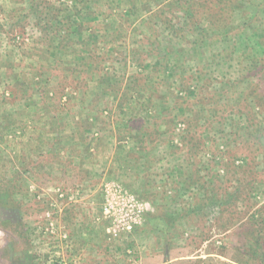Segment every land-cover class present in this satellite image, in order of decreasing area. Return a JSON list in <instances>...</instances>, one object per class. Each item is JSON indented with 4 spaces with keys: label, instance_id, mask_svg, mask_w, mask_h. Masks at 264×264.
I'll return each instance as SVG.
<instances>
[{
    "label": "rangeland",
    "instance_id": "rangeland-1",
    "mask_svg": "<svg viewBox=\"0 0 264 264\" xmlns=\"http://www.w3.org/2000/svg\"><path fill=\"white\" fill-rule=\"evenodd\" d=\"M35 1L36 13L28 0H0V264L251 263L236 249V232L252 215L264 219V188L209 223L196 208L204 196L198 187L211 192L221 182L231 192L264 162L250 165L247 149L214 125L219 115L211 127L196 124L193 137L185 129L235 76L225 61L218 66L216 36L230 31L227 53L260 54L247 38L255 32L264 44V0H193L198 27L164 0H140L130 16L105 0L88 11V0ZM66 5L82 35L56 51L50 27L63 29ZM157 8L165 12L159 18ZM213 16L228 29L208 25ZM158 41L164 50L173 45L178 68L173 57L158 61ZM237 88L231 93L241 97ZM142 121L163 124L147 141L148 159L136 163L129 154L141 149L122 125ZM189 175L198 179L194 191L184 186ZM109 181L151 207L141 227L115 238L96 220Z\"/></svg>",
    "mask_w": 264,
    "mask_h": 264
},
{
    "label": "trees",
    "instance_id": "trees-1",
    "mask_svg": "<svg viewBox=\"0 0 264 264\" xmlns=\"http://www.w3.org/2000/svg\"><path fill=\"white\" fill-rule=\"evenodd\" d=\"M105 1L110 2L115 9H117V7H115L117 5L127 7V16L132 15L134 6L137 3H140V0ZM35 2V0H28L30 11L34 13H36L37 8L40 7L39 4H34ZM163 2H167L169 6H173V8L175 9L174 12L177 15L183 16V19L189 25L193 27L200 26L201 19L196 17L198 10L196 7H194L193 0L191 4L190 0H164L161 1L160 4H162ZM92 5L93 0H88L86 10H91ZM46 6H49V4H47ZM65 7V11L68 12L69 17H63L64 20L60 21L63 27L62 30L60 28L57 29L56 27L52 26L53 20H56L55 16H53L50 21L52 26L50 27V38L52 36V41L53 39L57 41L55 47L56 51H59L60 49H69V40L73 41L75 38L78 41L82 35V33L80 32L81 30L79 29L81 25L77 20H74V15H69V11L71 10H68L69 6L66 5ZM162 11L163 10H161L160 8H157L153 14L156 18H159L160 15H164L165 13ZM47 12L48 10H46L44 17L48 16ZM219 13H221V11ZM100 17L102 18L103 23V16H98V18ZM108 17L111 16L109 15ZM95 18L96 17L94 16L91 19L95 20ZM166 20L169 25H173V22L170 18ZM217 20L219 21L217 22ZM224 20L226 19H224L223 17L216 18V16H213L209 17V19H207V22L208 25H213V28L221 31L226 28L228 29L229 24L224 22ZM221 21H223V23H220ZM163 24L166 25L164 21ZM172 28L174 29V27ZM242 28L244 27L242 26ZM63 31L67 34H61ZM257 36L258 35L253 32L250 36H248L247 39H249V42L251 44H254L260 50V54H255L253 53L254 51L252 49L250 50L248 48L245 53L241 54H236L235 48H233L234 50L230 51V53H227V51H225V49L223 48H225L224 46L226 45V43L229 42L230 44V31L228 33L226 32L222 36L220 34L216 36V39L214 40H219L218 42L223 46L220 49L221 52L219 53L218 66L220 67V69L223 68V66H221L220 64L221 62L225 61L224 64H227L229 68L227 69V72L232 71L235 76L233 77L231 82H227L225 89H222L219 93H217V95H215V97L213 96L209 98V109L203 108V106L200 104L198 107L199 111L197 112L198 118H196L195 116L193 118V114H191V116L189 115V117L187 118L188 122L185 129V133L188 136L193 137V129L197 128V125L200 124V127L203 125L207 127L206 125L209 123V126L211 127L213 126V119L217 115H219L218 119H215L216 121H214V125H216L217 127L226 126L228 128L226 131V134H228L227 138H231L232 143L235 142V145H241L247 149L248 154H250L251 156L250 165H252V163H257L258 165L260 158H262L264 162V90L261 89H264V44L257 38ZM178 38L182 39V36L178 34ZM209 43H211V41ZM164 45H166L164 42L158 41V47L160 48L158 50L164 53L163 57L160 55V59H158V61H170L169 59L173 57L175 58L174 69L178 68L179 66L177 65V58L180 57V55L177 53L175 54L174 49L171 48L173 47L172 44L170 45L171 47H168V49L166 50L162 49ZM249 45L250 44H247V46ZM166 71L168 70L166 69ZM237 87L243 88L239 92L236 91V93H240V96L242 98L238 96L235 97L234 91L231 93V90L239 89ZM196 101L197 100L193 99V102ZM220 104L221 107H223V109H221V113L223 114H219L220 110L218 106H220ZM205 112H208L209 118L203 117V114ZM153 118L157 117L154 116ZM202 120L205 123L203 125L201 124ZM162 124L163 122L160 124H156V122H153L152 124L150 123L144 125V121H142V123L136 127L130 126L129 124L122 125V127L127 130V134L130 133L136 137V146H139L142 150H138V152L136 153L129 154V156L133 155L132 158L136 163L142 158L148 159L147 157L143 156V154L150 153L147 141L151 139L150 137H155L156 135L159 136V128ZM148 165L150 164L147 162V166ZM248 177H250L249 181H237L236 188L232 189L231 192L228 191V188H223L221 186V182L220 185H217L218 189L214 188L211 192H207L206 189H204L205 185L201 184V187H198V189L203 190L204 196L197 201V210L206 217V220L209 223H213L215 222V220L220 221L221 219L218 217H222L224 214L228 215L229 211H234L237 208V204L238 202H240L242 197V202L247 201L249 200L248 196L250 193L254 194V191L256 192L257 190H259L258 187L264 188V170L254 171L252 167L250 168ZM195 178L197 177H193L192 175H189L186 178V180L184 181V186L185 188H187V190L194 191L192 187H194L198 182V179ZM196 193L198 192L196 191ZM0 204L2 203L0 202ZM230 214L232 215L233 213L230 212ZM149 215L150 214L148 213L146 217ZM157 218L158 217L152 218V220L158 221L159 219ZM153 225L154 229L162 228L160 223L158 225L157 223L153 222ZM236 234H238L237 237L239 241L236 245V249L241 250L245 257L250 258L251 262L248 263L246 261H241V263L239 264H264V219H256L255 216L252 215V217L247 220L246 224L244 223L239 227V230L236 232Z\"/></svg>",
    "mask_w": 264,
    "mask_h": 264
},
{
    "label": "built area",
    "instance_id": "built-area-1",
    "mask_svg": "<svg viewBox=\"0 0 264 264\" xmlns=\"http://www.w3.org/2000/svg\"><path fill=\"white\" fill-rule=\"evenodd\" d=\"M100 194L102 202L96 220L107 224L106 233L109 237L132 233L144 224L146 215L151 212L148 202L139 200L115 181L102 183ZM50 227L49 231L53 233V225L50 224Z\"/></svg>",
    "mask_w": 264,
    "mask_h": 264
},
{
    "label": "crops",
    "instance_id": "crops-1",
    "mask_svg": "<svg viewBox=\"0 0 264 264\" xmlns=\"http://www.w3.org/2000/svg\"><path fill=\"white\" fill-rule=\"evenodd\" d=\"M74 215L76 216L75 213H70V215H69L70 217H69V218H72ZM42 216H43V215H42ZM77 216H78V215H77ZM61 219H62V218H61ZM60 221H61V220H60ZM74 221H75V220H74ZM75 226H76V225H75ZM68 227H69V228H70V227H74V225H73V226H72V225H71V226L69 225Z\"/></svg>",
    "mask_w": 264,
    "mask_h": 264
}]
</instances>
